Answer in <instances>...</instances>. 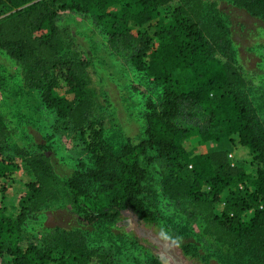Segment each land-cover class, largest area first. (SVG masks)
Listing matches in <instances>:
<instances>
[{
  "label": "trees",
  "instance_id": "16d2710c",
  "mask_svg": "<svg viewBox=\"0 0 264 264\" xmlns=\"http://www.w3.org/2000/svg\"><path fill=\"white\" fill-rule=\"evenodd\" d=\"M174 1L0 0V50L20 67L23 85L38 90L44 105L79 131L97 161V168L79 165L62 181L44 145L9 150L11 131L0 114L1 190L16 173L17 160L34 176L22 205L0 214V259L7 257L11 264H97L102 258L101 264H107L101 253L87 249L78 228L54 227L38 243L24 244L27 219L45 206L53 185L61 183L87 226L119 219L124 211L156 222L159 216L149 209L145 192L150 167L161 159L163 192L187 201L190 215L202 219L205 234L239 245L244 264H257L248 261L250 255L264 258V124L256 118L246 95L248 83L232 59L231 30L218 8L221 0L172 5ZM228 1L264 20V0ZM64 10L89 15L113 50L128 51L135 69L162 87L160 101L147 102L145 138H127L115 158L117 169L105 167L110 152L101 125L91 119L90 62L72 50L71 32L57 24ZM191 127L202 142L236 137L254 152L255 172L232 164L224 149L190 155ZM244 185L251 187L241 189ZM251 208L252 216L243 221L242 214ZM181 248L196 255L190 243ZM149 264L164 263L153 256Z\"/></svg>",
  "mask_w": 264,
  "mask_h": 264
},
{
  "label": "rangeland",
  "instance_id": "374dc122",
  "mask_svg": "<svg viewBox=\"0 0 264 264\" xmlns=\"http://www.w3.org/2000/svg\"><path fill=\"white\" fill-rule=\"evenodd\" d=\"M180 2L175 0L172 5ZM218 8L231 30V55L248 83L247 98L251 100L256 118L264 124V20L233 6L228 0L218 1ZM57 24L71 32L72 50L90 62L87 90L94 101L91 119L101 125L104 145L110 152L105 167L117 169L115 158L127 138L133 141L145 138L147 102H159L162 87L135 69L128 51L113 50L89 15L64 10L59 12ZM0 114L11 131L9 150L44 145L62 181L79 165L82 169L97 168L95 154L89 151L79 131L48 109L38 90L23 85L20 67L3 50H0ZM191 133L190 155L224 149L232 164L255 172L254 152L242 146L236 137L202 142L194 127ZM161 160L150 167L145 192L149 209L159 216L156 222H144L131 211H124L119 219L87 226L60 183L53 185L45 206L27 219L22 232L23 243H38L45 232L54 227L78 228L83 232L87 249L101 253L107 264H149L153 256L164 264H244L237 253L239 245L228 246L205 234L202 219L190 215L187 201L172 200L163 192L165 167ZM17 161L16 173L4 182V190L0 188V214L15 212L22 205L28 183L34 179L28 166ZM203 189L206 192L208 186ZM226 194L229 195L228 190ZM223 205H218L216 212ZM252 214L253 209H248L241 219L246 221ZM183 243L192 244L196 255L184 254ZM249 257L251 263L264 264V258ZM101 263L102 258L97 264ZM0 264L11 262L3 257Z\"/></svg>",
  "mask_w": 264,
  "mask_h": 264
},
{
  "label": "built area",
  "instance_id": "2783aa9c",
  "mask_svg": "<svg viewBox=\"0 0 264 264\" xmlns=\"http://www.w3.org/2000/svg\"><path fill=\"white\" fill-rule=\"evenodd\" d=\"M230 156V155H229Z\"/></svg>",
  "mask_w": 264,
  "mask_h": 264
}]
</instances>
